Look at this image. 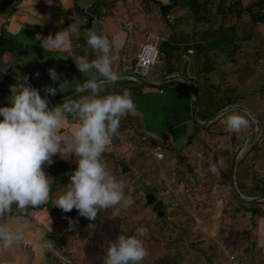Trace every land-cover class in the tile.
Returning <instances> with one entry per match:
<instances>
[{
  "label": "crops",
  "instance_id": "obj_1",
  "mask_svg": "<svg viewBox=\"0 0 264 264\" xmlns=\"http://www.w3.org/2000/svg\"><path fill=\"white\" fill-rule=\"evenodd\" d=\"M135 1L137 0H122L125 6L124 9L120 6L121 2H117V0H90L91 6L87 8L82 7V0H0V107L10 106L8 102V98L11 96L10 86L17 83L18 77H28V84L37 89L42 98L45 96L43 91L45 87L59 88L61 83L67 81L69 86L64 88L62 92H58L55 95L57 96L76 87V83H82L89 79L90 74H82L77 70L72 57H86L91 61L99 55L88 48L85 42V34L90 29L96 30L98 34L107 35L110 43L113 45V51H118L119 53L118 61L112 66L113 71L117 75H124L125 71L131 68L130 64L135 62L146 37L154 36L150 34L145 35L138 43L134 41V36L130 35V31H127V25H129V28H132L131 32H134L133 16L130 13L128 14L126 9L131 3L135 4ZM159 1L162 4H167L168 0H153L152 3L156 4ZM84 2L87 3L89 0H84ZM98 2L103 4V6L99 7L97 14L92 15L93 8L95 9V5ZM158 5L160 6V4ZM88 17H91L92 22L91 26L86 28ZM68 28L70 29L69 35L72 47L65 52L59 54L49 53L40 46V41L36 39L37 36L46 37L49 34L55 36L57 32ZM181 35L177 31L175 35L162 38L164 41H168L178 47V49H186L182 52V55H179L181 50H177L175 53L177 58L171 62L174 74L165 75L166 69L161 64L159 73L153 77L156 78L155 81L150 82L161 85L165 78L179 75L188 79L192 84L191 81L195 80V77H199L200 73H197L204 67L206 56L203 55L202 57L194 47L189 48L192 43H195L194 35L191 36V40ZM215 54L218 57L219 52H215ZM165 55L160 52L161 62H164ZM185 56L191 57V61L186 62L184 67H180L178 59L180 57L182 60ZM195 57L196 60H194L193 64H190ZM194 63L198 66L197 71H194ZM49 69H54L60 76L57 82L53 83L51 80ZM204 73H206V70ZM195 81L200 96L202 91L201 83L199 79ZM170 83L169 88H164L163 86L165 85H162V88H147V86L142 84L125 80H118L115 84L103 85L106 91L101 93V95L110 93L122 94L124 90H129L132 94L131 98L136 105V114H130L121 120L118 136L113 139L105 151L112 152L117 144L123 146L126 139L134 143L131 139L139 136L134 146L136 153L134 151L132 153L133 156L131 155L132 157H126L122 165L123 163L132 164L134 161L143 164L146 162L140 156L138 150L143 145L141 142H147L148 138L153 140V142H150L153 146L164 142L173 147L180 148L187 144L190 145L198 137L197 131L194 132L195 126L190 116L192 92L188 90L183 81H173ZM153 88L158 89L153 90ZM88 94V92L75 93L56 104L49 105V107L60 105L63 101L76 100L81 95ZM198 94L196 91V97ZM55 96H48L47 99ZM197 109L195 108V114ZM206 111H208L207 108L201 109L196 114V117L198 115L197 119L206 115ZM225 116L221 117L224 118ZM221 117L212 124L219 123L222 119ZM198 121L200 120L198 119ZM224 124H226V120L223 124L217 126V130L212 135L206 134L210 141H212L214 136L223 137V132H226L222 130V127H225L222 126ZM71 125V120L65 121L61 130L62 134L70 133ZM195 133L197 134L196 136ZM244 141L245 138L239 147L243 152L247 145H244ZM258 145L259 143H252L242 159L245 158L246 160L248 154L256 150L254 148L258 147ZM251 147L253 148L250 150ZM221 151L226 153L228 149ZM233 151L235 152V149ZM53 161L52 165L45 164L43 166L46 174L52 179L50 200L38 208H29L27 216L17 214L15 206H13L11 217L6 220H0V224L7 223L13 230L22 229L25 237L20 243L30 245L28 249L16 246L7 251H0V264H54L53 260L49 257V251L44 246V239L56 238L59 241L58 237L54 235L57 232L55 229L59 225H62L65 221L64 218H66L62 210L53 207L52 200L64 191V189L59 192L55 191L54 185L55 183L67 182L69 175L76 170L77 165L74 157L62 160L59 156H55L53 157ZM171 164H174L176 167L177 160ZM59 165L62 166L59 168ZM240 165H243V162ZM240 165L238 168L236 166V183H239L244 197L256 198L248 196L252 195L251 193L255 190H264V153L252 158V166L249 167L250 171L247 173L243 174L242 169L238 173ZM55 175L57 177L56 182ZM222 188L223 190L219 191L214 187L210 194L211 199L214 201L205 212L208 215L205 221H208V223L203 224L197 218V224L191 229L192 231L202 229L206 233L205 245L199 243L201 239H198V237L194 240L190 237V241L185 239L188 241L184 240L185 243L192 249H195L197 253L199 248H206L208 254H210L209 257L213 258L212 260H208L210 264H217L220 250L225 245L224 242L219 243L217 241L218 232L222 231V233L227 234V241L231 238V240L239 241L240 244L251 242L253 251L257 249L263 259V262L259 261V263L254 260V264H264V201L257 203L255 208L259 209V213L252 215L250 212L251 206L248 205L250 203L243 202V207L238 206L231 197V194L234 196L231 188L228 189L225 186ZM200 198L205 202L204 197L200 195ZM62 214H64V217L61 216ZM236 218H238L236 232L231 237L230 231L226 233L225 225L234 223ZM247 218L249 219V226L246 229L242 227V222L246 221ZM221 225L224 226L221 227ZM38 231L43 232L45 238L37 235ZM246 233H250L249 235L252 237L249 236V238L244 239L241 234L246 235ZM212 239L217 240L213 241ZM230 251H232L231 246Z\"/></svg>",
  "mask_w": 264,
  "mask_h": 264
},
{
  "label": "rangeland",
  "instance_id": "obj_2",
  "mask_svg": "<svg viewBox=\"0 0 264 264\" xmlns=\"http://www.w3.org/2000/svg\"><path fill=\"white\" fill-rule=\"evenodd\" d=\"M119 1L121 2L120 6L125 9L122 0H117V2ZM152 1L137 0L135 4L131 3L126 9V12L133 16L134 32H131L132 28H129V25L126 29L130 31V35L134 36V41L139 43L148 34L161 39L167 38V36L175 35L177 31L189 40L194 35V40L198 41L200 35L207 31V29L202 31L199 27L197 31L194 29L195 21L191 18L188 10L174 6L167 12L166 17H163L158 5L162 3L159 1L154 4ZM171 1L168 0L167 4L170 5ZM252 1L242 0V3L248 5ZM238 30L239 34L249 33L252 35V39L242 44L235 55L236 61L229 62L224 53L225 49H217L218 51L215 50L210 55L207 54L204 67L198 71L199 77L195 78L199 79L201 83L202 91L199 98L206 99L208 109H216L220 103L226 104L228 99L232 98L234 106L247 109L261 122V132L247 142L245 151L241 154L243 157L250 145L258 140L259 145L256 150L248 154L245 162L238 169V173L242 169V173L245 174L250 171L252 158L264 153V23L252 24L250 18L246 16L239 23ZM178 50H181L179 55L185 51L184 48ZM222 50L224 52H221ZM215 52H219L220 56L217 57ZM174 56L177 58L176 54ZM194 60L196 57L190 64H193ZM189 61H191L189 56H185L182 60L179 57L178 64L180 67H184ZM130 67H133V63L130 64ZM193 67L194 71L198 70L197 64L194 63ZM205 68H207V74L204 73ZM150 79L153 82L156 78L151 77ZM195 80L191 82L196 86ZM170 84H165L163 87L169 88ZM187 88L191 91L188 86ZM154 89L157 90L158 88ZM199 111L198 108L197 114ZM229 115L243 117L247 121V126L240 131H229L224 124L222 126L225 127H222V130L226 132H223V137L214 136L210 141L207 136L212 135L217 130V126L223 124ZM194 126V132L197 131L198 137L190 145L187 144L178 148L164 142L159 143L158 146L161 147L163 154L162 160H155L151 149L153 147L150 143L152 142L150 141L151 138H148L147 142H141L143 145L138 152L146 162L144 164L136 161L132 164L125 163L126 166L124 167L130 171V179L124 176L123 167L120 166L119 162H125L126 157H130L134 153L136 150L134 148L135 142L138 141L139 136L131 139L134 143L126 139L123 146L117 144L112 152L103 153V163L106 164L108 171L117 180L124 183L125 194L131 196L134 203L129 208L122 210L117 217L111 215V210L101 211L95 221L80 217L78 212L75 215L66 216L64 223L56 227L55 231L57 232L54 234L59 239L63 255L72 260L74 264H103V257L109 241H115L119 235L131 236L135 234L137 228L143 226L148 231L147 235L141 239L144 240L149 255L142 264H210L208 260L213 258L209 257L210 254L206 248H199L197 253L195 249L186 243L184 244L181 240L185 238L190 241V237L192 240L198 237L201 239L199 243L205 245L206 233L202 229L194 231L191 229L197 224V218L203 224L208 223L205 221L208 218L205 212L214 201L210 195L213 188L216 187L219 191L223 190V186L228 189L231 188L229 179L225 177L231 163L229 159L240 149L244 138V143H246V137L253 132L255 125L251 117L245 112L232 110L219 123L206 128H200L196 124ZM197 134L195 133V136ZM206 134L208 135L206 136ZM223 149H228V152L221 151ZM223 156L224 158H222ZM175 160H177L176 167L171 164ZM212 165L217 168L215 174L209 171ZM192 175H197V185L193 183ZM134 177H141L147 193L153 194L155 198L164 202V214L162 216L153 212L152 207L147 205L146 194L134 186V181H132ZM68 182L69 180L55 183V191H62ZM200 195L204 197L205 202L200 198ZM231 197L238 206H244V203L235 195L231 194ZM61 216L64 217V214ZM237 220L238 218L235 219L234 223L225 225L226 233L230 231L231 237L236 232ZM223 226L221 225V227ZM248 226L249 219L247 218L246 221L242 222V227L247 229ZM218 233V240H212H217L219 243L224 242L225 245L220 250L217 264H232L229 260L232 254L235 258V264H254V260L258 263L259 261L263 262L260 252L257 249L253 251L251 242L240 244L239 241L231 240V238L227 241V234L222 233V231ZM249 234L241 235L246 239L249 238ZM56 244L58 245L57 242ZM230 246L232 251H230ZM49 257L54 264H60L53 254L50 253Z\"/></svg>",
  "mask_w": 264,
  "mask_h": 264
},
{
  "label": "clouds",
  "instance_id": "obj_3",
  "mask_svg": "<svg viewBox=\"0 0 264 264\" xmlns=\"http://www.w3.org/2000/svg\"><path fill=\"white\" fill-rule=\"evenodd\" d=\"M90 6V0L87 3L82 0V7ZM69 33L68 28L55 36L49 34L36 39L45 51L59 54L72 47ZM85 42L99 55L91 61L86 57H71L80 73L90 74L89 79L76 83L75 88L77 93L88 92V95L50 108L48 96L62 92L69 86L67 81L59 88L45 87L44 98L28 84L26 76L18 77L17 83L10 86V106L0 107L3 118L0 120V220L11 217L13 206L17 214L27 216L29 208H38L50 200L52 179L43 166L52 165L55 156L62 160L74 157L77 167L69 175L63 193L52 200L53 207L65 213L75 209L80 217L95 221L101 211L111 210V215L117 217L134 203L125 194L124 183L108 171L102 154L118 136L121 120L136 114V105L129 90L101 95L106 91L103 85L118 81L112 66L118 61L119 53L113 51L107 35L90 29ZM49 75L53 83L60 79L54 69H49ZM68 120L72 121L71 132L62 134ZM246 126L247 121L241 116L226 118L229 131H240ZM209 171L215 174L216 166L212 165ZM147 231L141 226L131 236L119 235L115 241H109L103 264H142L149 255L141 239ZM37 235L44 237L40 231ZM24 237L22 229L13 230L7 223L0 224V251L13 248ZM44 246L53 249L63 264H70L67 257L54 250L53 242L44 239Z\"/></svg>",
  "mask_w": 264,
  "mask_h": 264
},
{
  "label": "trees",
  "instance_id": "obj_4",
  "mask_svg": "<svg viewBox=\"0 0 264 264\" xmlns=\"http://www.w3.org/2000/svg\"><path fill=\"white\" fill-rule=\"evenodd\" d=\"M176 5L178 7H181L182 9L188 10L191 18L194 19L195 21L194 29L196 31L198 27L201 28L202 31L207 29V31L203 32L204 34L200 35L201 37L199 38L198 41H195V43H192L191 45L189 44L190 45L189 48L194 47L198 51V54H200L202 57L203 55L207 57V54L210 55L213 51L223 48L225 49L224 50L225 52L223 50L221 52L225 53V55L229 59V62H235L236 61L235 55L242 47V44L252 39V35H249V33L239 34L238 32L239 23L246 16L250 18V23L252 24L264 23V0H253L248 5H244L242 3V0H178L176 2ZM100 6L102 7L103 4H100L98 2L95 5V9L93 8L92 15L97 14ZM177 50L178 47H176L175 45L171 44L168 41L163 40L159 43L158 46L159 55L160 52L166 54L163 60L164 62H162V64L164 65L163 68L166 69L167 71V72L165 71V75L174 74V71H172L173 68H171V62L174 59H176L174 54L176 53ZM184 50L186 49L184 48ZM171 59L173 60L171 61ZM205 70L207 73V68ZM194 88L196 89L198 94V89L196 88V86H194ZM233 104L234 101L232 100V98H229L226 104L220 103V105L216 109L210 110L207 107L206 99L204 98L200 99L198 94L196 109L198 106L200 110L203 108L208 109V111H206V115L198 119L202 122H205L220 110L228 106H231ZM150 141L153 142V140ZM256 148L257 146L254 149ZM231 160L232 157H230L229 162H231ZM244 160L245 158L241 159L238 162L237 168L242 162H244ZM60 166L62 165H59L58 167L60 168ZM123 166H126V164L123 163ZM225 177L229 179V170ZM56 180L57 177L55 175V182ZM237 187L240 193L243 194L239 183H237ZM251 194L252 195L249 196L247 195V196L259 197L264 195V190H260V191L255 190ZM248 205L251 206L250 212L252 215L259 213V209L255 208L257 206V203H250ZM76 212L77 211L73 209L68 213L65 212L64 213L65 216L69 217L75 215ZM184 240L185 238L182 239L181 241L185 244Z\"/></svg>",
  "mask_w": 264,
  "mask_h": 264
},
{
  "label": "water",
  "instance_id": "obj_5",
  "mask_svg": "<svg viewBox=\"0 0 264 264\" xmlns=\"http://www.w3.org/2000/svg\"><path fill=\"white\" fill-rule=\"evenodd\" d=\"M177 1L178 0H172L170 5L161 4L159 6V11L163 17H166L167 12H169L172 7L176 6ZM91 22H92L91 17H88L86 28H89L91 26ZM160 67H161V61L159 59V62L157 64L155 70L152 72L151 76L149 77V79L151 77H154V75H157L159 73ZM130 71H131V69L125 71L124 75H117L118 80L131 81V82L142 84V85L147 86V87H161L162 85H165V84L173 82V81H183L192 91V96L190 99V116H191L192 122L194 124H196L198 127L206 128V127L210 126L213 122H215L218 118L227 114L228 112H230L232 110H240V111H243L246 114H248L251 117V119L254 121V125H255L253 132L247 137V139L254 136L255 134L261 132L260 122L258 121V119L247 109H245L243 107H239V106H234V105H231V106H228V107L222 109L221 111H219L218 113L213 115L210 119H208L205 122L198 121L196 114H195V108H196V102H197L196 90L194 89L192 84L189 82V80L186 79L185 77H182L179 75L170 76V77L165 78L161 85H156V84L150 82V80H145V79H142L139 77L131 76ZM75 88L76 87H74V88H72V89H70L64 93H61L55 97L49 98L48 99L50 101L49 105L56 104V103H58L64 99L68 98L69 96L74 95L75 93H77L75 91ZM2 119L3 118H1L0 120H2ZM247 139H246V141H247ZM257 142H258V140L256 141V143ZM246 143H244V145H246ZM252 148L253 147H251L250 150ZM242 152H243V150L241 148L239 150H237L236 153L234 154V156L232 157V160L230 163L229 181H230V185H231V190H232L233 194L237 197V199H239L242 202H245V203L263 202L264 201V195H262L260 197H256V198H247V197H244L240 193V191L237 187V183L235 180V171H236L237 162L240 159H242V156H241ZM119 164H120V166L123 167L124 176L127 179H130L131 177L129 176L130 175L129 169L124 167L122 165V162H119ZM191 179L193 180V183L195 185L198 184L197 175H192ZM134 186L136 187L137 190H142L145 194L147 193V189L144 188V183H143L141 177H138L134 180ZM146 202H147V205L152 207L153 212L159 213L160 216H162L164 214V211H163L164 204H163V201L161 199L156 200V198L153 194L147 193ZM185 241L188 242L187 240H185Z\"/></svg>",
  "mask_w": 264,
  "mask_h": 264
},
{
  "label": "built area",
  "instance_id": "obj_6",
  "mask_svg": "<svg viewBox=\"0 0 264 264\" xmlns=\"http://www.w3.org/2000/svg\"><path fill=\"white\" fill-rule=\"evenodd\" d=\"M164 39L154 37V36H148L145 39L144 44L142 45L140 52L138 53L135 62L133 63V67L130 68V75L134 77H139L145 80H151L149 77L151 76L152 72L155 70L159 59V51L158 46L161 41ZM191 53V51H189ZM144 140V138H143ZM153 155L155 160H162L163 154L161 152V147L158 145L153 146L152 148ZM181 201V200H180ZM175 205V204H174ZM179 205V204H177ZM47 241H51L54 244V250L60 251V255L66 257L63 255V249L62 246L59 244V241L55 238L48 239ZM58 243V245L56 244ZM16 246H20L22 249H28L30 248L29 244L26 243H19ZM14 246V247H16ZM46 247V246H45ZM46 249L49 251V253L53 254L55 258H57L60 262V264H63V262L59 259L56 252L53 251V249L46 247ZM70 261V264H74L72 260L67 258ZM232 264H235V258L233 256L229 257Z\"/></svg>",
  "mask_w": 264,
  "mask_h": 264
},
{
  "label": "flooded vegetation",
  "instance_id": "obj_7",
  "mask_svg": "<svg viewBox=\"0 0 264 264\" xmlns=\"http://www.w3.org/2000/svg\"><path fill=\"white\" fill-rule=\"evenodd\" d=\"M255 135H256V134H255ZM252 137H253V136H252ZM252 137H250V138H248V139H247V137H246V139H247L246 142H248ZM256 141H257V140H256ZM256 141H255V143H256ZM257 143H258V142H257ZM257 143H256V144H257ZM246 144H247V143H246ZM129 172H130V171H129ZM136 178H138V177H134L132 181H134ZM146 195H147V193H146ZM158 199H159V198H156V200H158ZM163 204H164V202H163ZM164 206H165V204H164Z\"/></svg>",
  "mask_w": 264,
  "mask_h": 264
}]
</instances>
